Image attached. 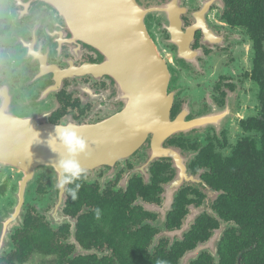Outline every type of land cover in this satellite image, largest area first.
<instances>
[{
	"label": "flooded vegetation",
	"instance_id": "1",
	"mask_svg": "<svg viewBox=\"0 0 264 264\" xmlns=\"http://www.w3.org/2000/svg\"><path fill=\"white\" fill-rule=\"evenodd\" d=\"M137 1L154 8L143 22L166 68L153 76L154 103L102 68L99 39L114 38L104 11L0 0V106L40 125H114L110 159L65 194L53 169L39 172L16 229L3 224L20 174L0 166V264H147L181 252L179 264L219 228L213 213L225 219L216 194H235L264 164V0Z\"/></svg>",
	"mask_w": 264,
	"mask_h": 264
},
{
	"label": "water",
	"instance_id": "2",
	"mask_svg": "<svg viewBox=\"0 0 264 264\" xmlns=\"http://www.w3.org/2000/svg\"><path fill=\"white\" fill-rule=\"evenodd\" d=\"M34 1L51 5L65 16L69 10L104 11L103 18L114 29V38L99 39L100 48L97 47V49L105 59L102 68H106L108 73L117 79L119 85H125L132 97L142 98L146 97L144 94H147L150 102L154 103L159 93L154 92L155 77L153 76L158 72L162 74L166 68L162 64H160L161 69L157 67L155 48L143 22V17L147 12L154 10L152 6L143 7L137 0ZM133 5L138 9L135 13L131 11ZM76 22L79 27L80 19L78 18ZM90 40H93L95 45L97 44L96 39ZM162 85L163 79L157 89L161 87L163 89ZM77 130L88 142V154L78 157L83 168H90V164L110 159L109 156L114 153V125L112 123L77 126ZM50 134H55V126L48 123L40 125L34 118L15 115L6 103L0 106V166L16 170L20 174L10 193V196H13L14 205L4 216L6 221L3 228L7 230L9 225L11 228L14 227L13 229L22 225L21 204L26 190L35 185L39 172L44 171L49 174V170L53 169L50 164L58 159V154L51 151L47 145ZM53 146L57 151H63L60 145L54 144ZM181 179L185 180L183 176ZM182 182L179 180L175 183L177 188L182 186ZM221 193L216 194L217 197ZM212 216L220 221L219 228L211 233L205 243H198L195 248L183 254L179 264H189L191 260L197 258L201 251H207L216 261H219L217 244L227 227L236 224L233 221L221 219L217 214L213 213ZM236 264H241V255L238 256Z\"/></svg>",
	"mask_w": 264,
	"mask_h": 264
},
{
	"label": "trees",
	"instance_id": "3",
	"mask_svg": "<svg viewBox=\"0 0 264 264\" xmlns=\"http://www.w3.org/2000/svg\"><path fill=\"white\" fill-rule=\"evenodd\" d=\"M253 168L256 170L255 174L253 173L254 177L247 176L246 181L236 187L235 194H231L229 197L225 196V193L219 195V197L221 196L219 206L222 209V216L225 217L223 220L227 221V218H232L237 225L231 226V228H237V232L224 231L225 235L223 233L222 240L217 244L219 261L206 253H200L189 264H236L239 255H241V264H264V164ZM250 175L252 174L250 173ZM245 227L248 229L244 230ZM198 235L201 237V231H198ZM207 235L205 233L203 237ZM43 242L46 244L45 240ZM28 249H30L28 239L23 240L21 250L26 252ZM180 254L181 252H176L173 258L161 256L144 262L161 264L163 261L164 264H178L177 256ZM121 259V264H132L129 260L122 257ZM89 264L111 263L94 262ZM137 264L144 263L138 260Z\"/></svg>",
	"mask_w": 264,
	"mask_h": 264
},
{
	"label": "clouds",
	"instance_id": "4",
	"mask_svg": "<svg viewBox=\"0 0 264 264\" xmlns=\"http://www.w3.org/2000/svg\"><path fill=\"white\" fill-rule=\"evenodd\" d=\"M131 11L135 13L138 9L133 5ZM36 135L38 137V133ZM54 144L60 145L63 151H57ZM47 145L51 151L58 154V159L50 164L56 172L58 188L73 184L85 174V169L81 166L78 157L88 154V142L79 134L76 125L71 123L56 124L55 134L49 135ZM79 188V183L68 188L72 199L77 198ZM161 264L164 262L162 261Z\"/></svg>",
	"mask_w": 264,
	"mask_h": 264
},
{
	"label": "rangeland",
	"instance_id": "5",
	"mask_svg": "<svg viewBox=\"0 0 264 264\" xmlns=\"http://www.w3.org/2000/svg\"><path fill=\"white\" fill-rule=\"evenodd\" d=\"M11 172H14V170L12 171L11 170ZM14 174V173H13ZM12 175V174H11ZM3 197V196H2ZM1 198V197H0ZM8 205V203L5 201V200H1V202H0V207H3L1 210H3V209H5V207ZM8 212V211H7ZM6 212V213H7ZM5 216V215H4ZM28 264H33L32 262H29Z\"/></svg>",
	"mask_w": 264,
	"mask_h": 264
}]
</instances>
